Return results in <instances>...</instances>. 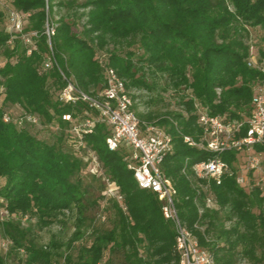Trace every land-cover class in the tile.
Listing matches in <instances>:
<instances>
[{"label": "trees", "instance_id": "obj_1", "mask_svg": "<svg viewBox=\"0 0 264 264\" xmlns=\"http://www.w3.org/2000/svg\"><path fill=\"white\" fill-rule=\"evenodd\" d=\"M9 1L15 9L30 13L25 30L39 35L37 50L27 55L21 40L7 44L9 35L0 30V52L5 58L0 66V204L14 216L36 218L41 227L52 225L66 211L76 212L74 232L64 251L57 239L45 247L36 246L27 238L29 229L5 223L9 249L23 250L16 260L25 264H179L172 222L163 217L156 194L137 186L126 167V150L107 148L104 124L83 140L97 155L121 200L107 195L106 186L98 198L86 200L88 188L81 179L85 162L80 150H84L75 147L70 125L61 119L63 113L79 112L83 103L62 104L53 96L51 88L57 92L65 84L57 68L39 72L49 51L44 33L49 21L54 26L50 43L61 72L85 92L93 93L103 82L98 50H106L105 65L116 70L129 91L152 87L143 79L145 74L136 75L138 67L147 68L152 78L156 73L165 75L175 89L190 90L179 97L183 112H167L155 120L152 114H135L170 134L173 150L163 160L162 171L175 187L179 217L199 244L213 253L215 264H239V255L247 258L245 264H264V194L255 186L239 185L233 174L225 175L220 184L211 183L217 207H203L199 215L187 177L191 170L182 172L185 160L190 165L209 155L183 141L184 135L194 139L199 135L196 106L226 120L244 121L251 113L253 88L262 74L246 64L251 50L247 26L261 30L262 46L257 48L261 60L264 0H85L77 6L83 9L78 17L86 18L81 36L72 30L74 22L66 20L77 12L53 20L54 9L71 7L73 0ZM122 46L126 50L120 53L117 48ZM7 105L20 106L18 116L31 113L41 123L56 125V137L48 141L31 133L27 129L31 124L18 125L16 117L6 112ZM4 114L9 121L3 120ZM255 149L263 164L264 144ZM221 156L235 169L234 152ZM109 205L114 209L112 226L93 228L89 240L80 244L76 254L70 253L82 234L84 211L95 206L106 210ZM97 219L104 222L106 216L103 221ZM196 222L203 230L194 227ZM225 222L232 224L226 228ZM0 264H4L1 256Z\"/></svg>", "mask_w": 264, "mask_h": 264}, {"label": "built area", "instance_id": "obj_2", "mask_svg": "<svg viewBox=\"0 0 264 264\" xmlns=\"http://www.w3.org/2000/svg\"><path fill=\"white\" fill-rule=\"evenodd\" d=\"M1 1V0H0ZM30 13L8 9L6 13L9 30L8 44L19 39L29 55L37 50L38 32L25 30L24 23ZM44 33L47 37L49 51L39 66V72L57 68L65 84L56 92V98L62 104L77 105L83 103L79 112L61 114V119L70 125L71 133L76 139V148L84 150L91 173L101 175L105 179L106 194L121 200L116 186L103 172L97 155L85 145L84 135L94 132L98 124H104L108 129L105 138L109 150L124 148L126 167L132 170L137 186L156 194L161 202L163 217L172 222L174 230V247L179 256V264H215L214 255L207 248L201 246L197 237L187 227L178 215L176 207V190L171 179L162 171L161 165L165 157L173 150V141L164 129L152 122L140 121L133 110V100L130 91L126 88L125 80L116 70L100 60L102 64L103 82L93 93L80 89L72 79H66L61 72L54 56L50 37L54 33L53 25H45ZM247 66L255 68L262 74V78L255 84L252 95L251 113L244 121L226 120L224 116L212 115L205 108L196 106L199 135L197 139L189 135L183 136V141L189 146L196 147L209 155L204 159L188 165L184 161L182 172L191 170V188L194 191L192 201L196 205L198 214L203 207L216 208L214 192L211 183L220 184L225 175H232L239 185L255 186L264 194V175H262L261 154L256 151L255 145L264 144V60L254 57L250 51L246 61ZM4 121H9L8 114L3 115ZM18 125L24 123L37 125L39 119L31 113H24L14 118ZM232 151L235 153L236 165L238 156L243 158L240 167L232 169L222 159V154ZM191 177L195 179L192 182ZM250 180V182H249ZM3 209L2 213L7 214ZM100 220L105 216L99 214ZM194 227L203 230L197 222ZM11 244L10 240L2 242V246Z\"/></svg>", "mask_w": 264, "mask_h": 264}, {"label": "rangeland", "instance_id": "obj_3", "mask_svg": "<svg viewBox=\"0 0 264 264\" xmlns=\"http://www.w3.org/2000/svg\"><path fill=\"white\" fill-rule=\"evenodd\" d=\"M62 1L65 2L69 0ZM84 1L85 0H73V4L71 7L62 6L58 9L55 8L53 11V13L55 14L53 20L56 21L59 15H72L73 11L77 12L75 16L72 15L70 18H66V20L68 22H74V24L72 25V30L81 36V31L83 29V24L85 23L86 18L84 16L78 17V14L81 13L83 9H78L77 6ZM10 8H14V6L9 0L0 1V13L2 14V17L0 19V30L4 31L8 35L9 30L7 27L6 13ZM48 22H46V24H48ZM28 25L29 20L27 19V21L24 23V27L27 28ZM247 30V43L251 48L250 51L253 52L254 57L259 58L257 48L262 46V43L260 41L261 30L258 27L250 26H247ZM109 47L111 48V46ZM130 49L134 50L136 54L141 53V50L138 48L130 47ZM117 50L122 53L126 50V47H118ZM96 55L99 60H102L104 62L107 56V52L106 50H98L96 52ZM262 59L264 60V56L262 57ZM4 62L5 58L0 52V66L3 65ZM136 65L139 66L138 63ZM142 73L145 74L143 75V79L145 80V82L152 84V87L150 89H146L142 86L130 88V94L134 96L133 105L136 114H152L154 115L153 120H155L157 116H162L167 112H183V108L179 104V97L183 94H189L190 90L175 89L170 84H168L165 75L161 76L160 74L156 73V75H154V78H152L153 76L149 73L147 68L141 70L140 67H138L136 75L141 76ZM51 90L53 96L55 97L56 89L52 87ZM5 107L6 112L10 114L11 117H17L20 112H22L21 107L18 105H7ZM27 129L37 137L43 138L48 141L53 140L58 132L56 125L51 123H41V120H39V123L37 125H29ZM66 130L67 129L65 128V131ZM80 154H82V157L86 156L85 152L81 150ZM262 155L264 156V153ZM84 162L86 166L84 165L82 169L81 179L83 182V186L88 188V193H86V200L98 198V196H100L103 191V187L105 186V179H103L101 175L98 176L97 174V177L91 176L95 173H91L87 166V161L84 160ZM241 162H243V158L241 156H238L236 165L234 167L239 168ZM262 175H264V163L262 164ZM2 211L3 207L0 204V256L3 258L4 264H25L20 259L16 260L17 256L23 255L22 249L10 250L9 246L11 244H8L6 247L2 246V242L10 240V238L3 232V226L5 223H18L20 228L29 229L27 238L31 239L33 244H35L36 246L45 247L50 240H59L63 244L60 251L66 250L65 245L74 232L76 212L66 211L63 215H60L58 217V220L55 221L52 225L41 227L34 217L21 218L12 215L9 212H7V214H4L2 213ZM98 213L104 214L106 216V220L104 222H100L97 219ZM84 215L85 218L82 225V234H80V237L76 241H74L73 247L69 250L72 254H76L77 249L81 243H85L87 240H89L90 232L93 228L101 230L108 229L112 226V221L114 219V209L110 207V205L106 208V210L104 208L102 209L101 206H95L84 211ZM231 224V222H225L224 226L227 228L231 226ZM246 262L247 258L245 256H238L239 264H245ZM102 264H105V262H103ZM113 264L122 263L115 261Z\"/></svg>", "mask_w": 264, "mask_h": 264}]
</instances>
